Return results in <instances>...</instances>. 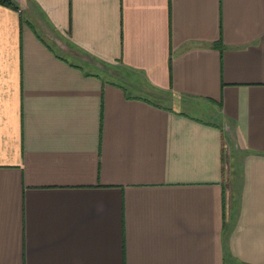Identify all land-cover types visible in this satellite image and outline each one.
Returning <instances> with one entry per match:
<instances>
[{
    "label": "crops",
    "instance_id": "obj_1",
    "mask_svg": "<svg viewBox=\"0 0 264 264\" xmlns=\"http://www.w3.org/2000/svg\"><path fill=\"white\" fill-rule=\"evenodd\" d=\"M6 1L0 264H264V0Z\"/></svg>",
    "mask_w": 264,
    "mask_h": 264
},
{
    "label": "trees",
    "instance_id": "obj_2",
    "mask_svg": "<svg viewBox=\"0 0 264 264\" xmlns=\"http://www.w3.org/2000/svg\"><path fill=\"white\" fill-rule=\"evenodd\" d=\"M2 2H7L11 6L13 5L10 1L2 0ZM50 48L55 51L53 47L50 46ZM55 52L57 53V51ZM100 64V66L82 64L80 67L87 72L98 76L106 83L121 88L127 94L128 98L140 97L158 106H164L167 108L171 107L172 95L150 86L144 74L140 71L125 66L121 62L116 64L100 62Z\"/></svg>",
    "mask_w": 264,
    "mask_h": 264
},
{
    "label": "rangeland",
    "instance_id": "obj_3",
    "mask_svg": "<svg viewBox=\"0 0 264 264\" xmlns=\"http://www.w3.org/2000/svg\"><path fill=\"white\" fill-rule=\"evenodd\" d=\"M192 115L200 118V119H205L206 121H212V122H217V118L214 117L211 114H204L201 113L197 110H189ZM230 143H228V146L226 148V153H227V162H226V166H225V172H226V182L227 184H231V181H234L233 179V174L235 172L233 165H232V161H231V157H233V155H231V147H230ZM236 169V168H235ZM233 179V180H232Z\"/></svg>",
    "mask_w": 264,
    "mask_h": 264
}]
</instances>
